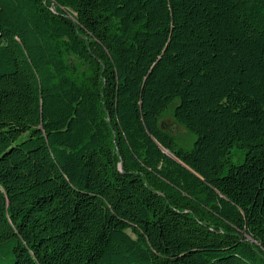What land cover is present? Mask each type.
<instances>
[{"label": "trees", "instance_id": "1", "mask_svg": "<svg viewBox=\"0 0 264 264\" xmlns=\"http://www.w3.org/2000/svg\"><path fill=\"white\" fill-rule=\"evenodd\" d=\"M0 264H264V0H0Z\"/></svg>", "mask_w": 264, "mask_h": 264}, {"label": "rangeland", "instance_id": "2", "mask_svg": "<svg viewBox=\"0 0 264 264\" xmlns=\"http://www.w3.org/2000/svg\"><path fill=\"white\" fill-rule=\"evenodd\" d=\"M160 126L168 131L178 144L185 147L191 144L193 137L173 120L170 111L163 113L160 118Z\"/></svg>", "mask_w": 264, "mask_h": 264}, {"label": "water", "instance_id": "3", "mask_svg": "<svg viewBox=\"0 0 264 264\" xmlns=\"http://www.w3.org/2000/svg\"><path fill=\"white\" fill-rule=\"evenodd\" d=\"M167 155H169L170 156V154L167 152V151H164Z\"/></svg>", "mask_w": 264, "mask_h": 264}]
</instances>
